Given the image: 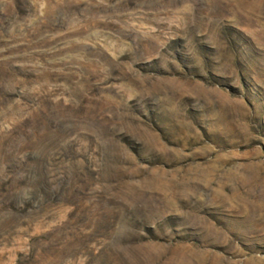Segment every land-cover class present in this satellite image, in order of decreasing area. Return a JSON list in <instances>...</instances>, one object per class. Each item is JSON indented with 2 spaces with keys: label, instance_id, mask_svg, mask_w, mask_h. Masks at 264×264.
<instances>
[{
  "label": "rangeland",
  "instance_id": "374dc122",
  "mask_svg": "<svg viewBox=\"0 0 264 264\" xmlns=\"http://www.w3.org/2000/svg\"><path fill=\"white\" fill-rule=\"evenodd\" d=\"M0 264H264V0H0Z\"/></svg>",
  "mask_w": 264,
  "mask_h": 264
}]
</instances>
